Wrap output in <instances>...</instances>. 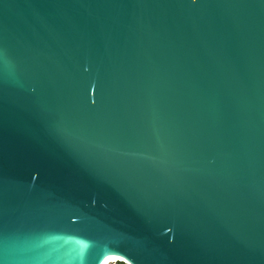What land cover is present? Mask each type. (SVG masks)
<instances>
[{"label":"water","instance_id":"obj_1","mask_svg":"<svg viewBox=\"0 0 264 264\" xmlns=\"http://www.w3.org/2000/svg\"><path fill=\"white\" fill-rule=\"evenodd\" d=\"M109 256L264 264V0H0V264Z\"/></svg>","mask_w":264,"mask_h":264},{"label":"bare ground","instance_id":"obj_2","mask_svg":"<svg viewBox=\"0 0 264 264\" xmlns=\"http://www.w3.org/2000/svg\"><path fill=\"white\" fill-rule=\"evenodd\" d=\"M115 259H121V260H123V258H120V257H113V256H109L105 261H104V264H109L110 262H111V260H115Z\"/></svg>","mask_w":264,"mask_h":264},{"label":"trees","instance_id":"obj_3","mask_svg":"<svg viewBox=\"0 0 264 264\" xmlns=\"http://www.w3.org/2000/svg\"><path fill=\"white\" fill-rule=\"evenodd\" d=\"M111 264H127V263L122 260H117L115 263H111Z\"/></svg>","mask_w":264,"mask_h":264},{"label":"built area","instance_id":"obj_4","mask_svg":"<svg viewBox=\"0 0 264 264\" xmlns=\"http://www.w3.org/2000/svg\"><path fill=\"white\" fill-rule=\"evenodd\" d=\"M119 260V259H118ZM117 261V259H115V260H111V262L109 263V264H111V263H115ZM122 261H124V262H126L125 260H122ZM127 263V262H126ZM127 264H129V263H127Z\"/></svg>","mask_w":264,"mask_h":264}]
</instances>
